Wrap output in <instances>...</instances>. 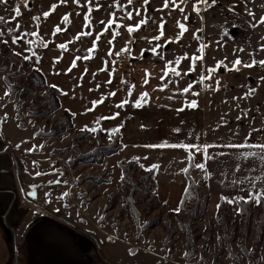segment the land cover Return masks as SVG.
<instances>
[{
    "label": "rangeland",
    "instance_id": "obj_1",
    "mask_svg": "<svg viewBox=\"0 0 264 264\" xmlns=\"http://www.w3.org/2000/svg\"><path fill=\"white\" fill-rule=\"evenodd\" d=\"M244 1L217 0L209 8L203 3L198 6L196 0H175L178 6L169 0L168 7L163 6L165 0H149L147 4L144 0H132L131 4L128 0H79L78 3L75 0L64 3L29 0L20 16L15 15V0L0 3V16L5 18L0 21V31L4 33L0 36V264H264V223L260 235H256L258 207L255 203L251 205L252 214L247 219L237 212L235 203L224 206L221 202L218 209L220 197L225 196L211 197L206 186L201 191L210 196L204 211L196 213L191 227L195 255L185 258V232L181 222L186 220L187 211L179 207V200L186 162L179 175L183 160L176 153L178 149L134 143L132 150L122 147L119 152L104 156L101 162L68 163L71 158L92 150L100 141L109 144L110 133L117 126L122 131V146L123 136L126 142L151 140L188 145L183 151L186 155L192 153L194 164L205 162L204 145L233 140L243 132H253L250 140L256 139V132L252 131L255 129L252 110H241L240 99L214 97L213 106L206 109L199 104L201 94L197 95V84L201 77H205L207 89H217V81L219 89L226 87L225 75L232 68V62L229 66L221 56L212 67L215 71H210V67L207 71L193 67L192 73L197 77L190 78L191 81L182 75L185 69H177L173 64L165 66L155 59L151 61L150 53L149 59L136 56L130 62L127 79L115 72L112 64L116 53L124 46L129 47L132 56L133 49H140L139 46L175 44L194 48L197 40L199 48L205 51L206 36L202 31L197 34V30H203L201 12L225 11L230 15L242 10ZM53 4L57 7L50 11ZM49 11L50 15L44 17L43 13ZM128 13H131L130 18ZM65 14L69 16L68 22L62 19ZM109 20L113 22L109 24ZM141 20L147 23L129 33L127 28L135 27ZM178 22L187 29L179 38ZM212 22L220 26L218 19ZM161 23L163 35L159 40L153 39L160 34ZM237 23L229 27L233 38L246 33L242 44L255 40L253 36L259 31L251 26L252 22L241 18ZM57 26L61 31L55 32ZM32 32L36 35H31ZM81 32L91 35L81 36ZM17 35L22 39L14 44L12 40ZM200 35L204 37L197 39ZM260 38L264 41V37ZM4 40L8 43H3ZM61 44H65L66 49H61ZM10 52L20 53V58ZM24 56L30 57L24 72L8 79L18 90L15 99L8 101L11 89L4 77L20 67ZM85 56L89 59H83ZM141 59L146 63L140 62ZM221 61L227 67L220 66ZM34 67L41 71L46 83L33 85L35 92L24 95L19 103V91ZM151 70L152 77H147ZM51 85H56L60 91L56 93L60 107L52 114L32 113L45 105L32 107ZM184 88L189 91L184 92ZM113 92L115 95H109ZM143 93L149 97L146 103L141 100ZM225 95L228 96V92ZM101 100L103 102L94 104ZM192 100L197 102V108L186 106ZM122 102L124 106L117 107ZM137 102L143 106H133ZM180 108L184 110L179 111ZM65 110L71 112L72 117L64 133L51 137L35 134L37 129L49 130ZM156 111L158 113H154ZM117 112L120 116L115 119H100ZM238 116L249 126L243 132H240ZM229 119L234 123L232 126L225 125ZM85 126L99 127L103 135L98 138L91 131L82 133ZM177 128L179 132L173 131ZM210 150L208 147L206 152ZM245 150L250 156L251 149ZM128 158L139 159L143 167L158 165L154 176L157 186H152L148 194L134 195V198H143L137 204L139 223L128 215L122 200L126 190L119 161ZM201 173L198 168L193 171L196 179H201ZM97 175L109 181L96 183L88 179ZM190 201L186 200L185 204L190 206ZM177 208L179 212L173 211ZM151 220L157 223L141 226ZM168 225L173 234L165 240ZM129 249L135 254H130Z\"/></svg>",
    "mask_w": 264,
    "mask_h": 264
},
{
    "label": "crops",
    "instance_id": "obj_2",
    "mask_svg": "<svg viewBox=\"0 0 264 264\" xmlns=\"http://www.w3.org/2000/svg\"><path fill=\"white\" fill-rule=\"evenodd\" d=\"M198 6H201L200 3ZM246 8L251 9L255 13L256 18L259 19L261 15H264V0H245L243 3V9L237 13L230 12V15L229 12L225 11L201 12L203 17L202 33L206 36L207 43L203 44L205 51H199L200 48L197 40L195 41L196 44L194 45V48H187L175 44H170L164 47L157 44L155 46H150V48H143L139 46L140 49H136L137 47L133 49L134 53L131 56V61L135 60L136 56L143 57L144 59H149L150 53L153 56V58H150L151 61L152 59H155L162 65L167 66L168 64H173L177 66V69H185L183 71V74L180 73L179 75L182 74L187 80H189L190 78L192 79L197 77L192 73V70L190 69H192L193 67H197V69L201 71H207L208 67L213 69V65H215L216 62L220 60L219 56H221V59L228 63L229 66H231V62H233L237 58V56L246 63H250L253 59L257 61L264 60V49H261V45L264 44V41H262L260 38L261 36L264 37V25H258L256 27L259 33L257 31L258 34H256L255 36H253L252 33H249L255 38V40L249 41L248 45H244L241 43L247 36L246 33L244 35L242 34L240 38H233L229 34V27L238 24V19L242 18L246 21L255 23L253 18L251 19V16H249L245 11ZM217 19L220 22V26H215L213 24L214 22H212L216 21ZM229 21H233L234 23H229ZM200 32L197 30V34H199ZM203 37V35H200V37H198L197 39H202ZM154 47L156 48L155 52L151 51V49ZM239 48L243 49V51H238ZM195 56H202V59L194 61L193 57ZM144 59H141L140 62H144ZM239 67L240 71L238 72H227V74L225 75L226 87L223 90L207 89L204 85L207 82H204V80H199L200 84H197V93L201 94L199 104H201L204 109L213 106L214 103L212 101L214 100V97L218 100H221L223 96L232 99L233 97H236L237 99L235 100L240 99L242 101V103H239L241 110H252L251 117L254 119L253 124L255 125V129H257V131H255L256 139L250 140L251 138L253 139V137L249 136V133L246 134L243 132L248 129L249 126L243 119H240V132L243 133L237 135L235 138H233V140H224L212 143L211 150L207 154L211 155L213 159L206 161V169L207 172L210 173V175L206 177V188L211 197H247L249 194H255L257 191L264 189V159L261 158V149L249 147H229V145L233 144H264V80L261 79V77H264V66L256 64L252 68H242V66ZM152 75L153 71L151 70L150 74L147 77H152ZM250 88H254L256 91L253 95L245 98V93ZM225 92H228V96L225 95ZM147 98L149 100V97ZM182 101L183 100H181V102ZM154 113H158V111ZM231 122L232 119H229L225 125L232 126L234 123ZM138 128L143 129L140 127ZM236 129H239V126L237 124ZM250 133L252 134L253 132ZM122 139L123 148L125 150H127L128 148L132 150V145L134 143H139L143 146H146L148 144L162 143L151 140L145 142H137L135 140V142H126L124 136ZM204 139H206L205 136L203 140ZM170 144L173 143L171 142ZM183 148L184 147H175V149H178L176 153L179 154L181 159L183 160L179 167V175L181 166H183V164H185V162L187 161V155L186 153H184L185 151H183ZM165 149H173V147H166ZM245 149H251L250 156ZM242 150H245V152L242 154V156H240L239 153Z\"/></svg>",
    "mask_w": 264,
    "mask_h": 264
},
{
    "label": "trees",
    "instance_id": "obj_3",
    "mask_svg": "<svg viewBox=\"0 0 264 264\" xmlns=\"http://www.w3.org/2000/svg\"><path fill=\"white\" fill-rule=\"evenodd\" d=\"M208 3L210 4L211 2ZM10 53L14 57L20 58V56L16 55L15 52H10ZM26 67H27V62L25 59H22L20 67L16 71L11 72L4 77V81L11 89V94L8 98V101H13L15 99V93L18 91L17 86L9 82L8 80L9 77L24 72ZM45 83H46V79L41 73V71L38 70V68L35 67L32 68L31 72L26 77V82L23 88L19 91V95H20V97L18 98L19 103L22 102V100L24 99L23 98L24 95L35 92L33 85L39 86L41 84L44 85ZM56 93H60L58 88L56 87L53 88L50 86L41 97H39L36 101L32 103V107H35L40 103H45V105L37 107L32 113L52 114L54 111H56L60 107V101L56 97ZM71 117H72V113L65 110L60 117L56 118L53 121L49 130L37 129L35 131V134L42 137H51L58 135L60 133H64L67 127L71 125L70 123ZM96 129L97 131L94 133L99 138L100 136L103 135V131L99 127H96ZM82 133L86 134L89 133V131H83ZM82 133L80 134V136H82ZM110 137H111V142L109 144H104L100 141L92 150L83 154H79L74 158H71L70 160H68V163L75 164L79 162H101L104 156L119 152L123 147L121 143L120 129L116 128L115 130H113L110 133ZM59 164L65 167L63 163H59ZM119 165L121 167L122 175H123V179L122 178L121 179L122 182L124 183V188L126 190L125 194L122 196L123 203L127 207L128 215L131 218H133V220L136 223H139L140 213L137 209V204L141 203L143 201V198L140 197L134 198V195L137 193L148 194L152 191V186H154V188L157 186V182L154 178L156 169L153 171H149L148 169L151 168V166L143 167L139 163V161L134 158L120 160ZM193 165H194V157L191 152H187V161L183 169L187 168L188 171L187 172L182 171L184 178V188L179 200V207L187 211L186 220L184 222H181V228L185 232V242H186L185 258L187 259H190L195 255L193 249L194 237L191 231V227L195 222V215L198 211H200L201 213L204 211L205 203L208 197L210 196L209 194L203 193L201 191V188H203L207 184L206 176L204 175V172L201 173V179H196L195 176L193 175V171L195 170V167H193ZM88 179H92L96 183H103L109 181L103 179L102 175L88 176ZM185 189H188L187 193L185 192ZM235 198H238V196L233 197V199ZM186 200H191L190 206L188 204H185ZM219 200L220 201L218 204L220 206L222 205L221 202H224L225 203L224 206H227L228 203L225 199L220 197ZM254 203H255L254 201L245 203L243 200H240L238 203L235 204L240 210L239 213L242 214V217L247 219L252 214L250 207ZM255 205L256 207H258L257 212L259 216L256 225V235L258 236L260 235L261 232L260 228H262L264 223V200L261 201V204L259 205L255 204ZM156 219H157L156 221H158L159 217H157ZM153 223H157V222L151 220L146 223H143L141 226L149 227ZM167 228H168V233L165 237V240H168L170 238V235L173 234V231L170 229L169 225L167 226Z\"/></svg>",
    "mask_w": 264,
    "mask_h": 264
},
{
    "label": "snow or ice",
    "instance_id": "obj_4",
    "mask_svg": "<svg viewBox=\"0 0 264 264\" xmlns=\"http://www.w3.org/2000/svg\"><path fill=\"white\" fill-rule=\"evenodd\" d=\"M60 2H61V3H64V2H66V0H60ZM75 2L78 3L79 0H75ZM148 2H149V0H144V3H145V4H147ZM181 2H183V0H181ZM0 3H5V4H6V3H7V0H0ZM128 3L131 4V3H132V0H128ZM172 3H173L174 6H178V5L175 4V0H172ZM198 3H203V4L207 5V7L210 8V7H212L215 3H217V0H211V3H210V4L208 3V0H198ZM168 4H169V0H165L163 6H164V7H168ZM25 6H27V0H26V3H25ZM56 7H57V5L53 4V5L51 6V8H50V11H54ZM97 7H99V5H97ZM180 10L183 11V8H181ZM195 10H196L197 12L200 11V9H199L198 7H197ZM229 10H230V11H234V8H230ZM14 11H15V15H16V16H20V15H22V13L20 12V10H19L18 7H17L16 9H14ZM50 11H49V12H44V13H43V16H44V17H48V16L50 15ZM89 11H91V9H89ZM245 11H246V12L248 13V15L251 16V17L253 18V20L255 21V23H253V24L251 25L252 27L255 28V27H257L258 25H264V15H261V16L259 17V19H257L255 13H254L251 9L246 8ZM137 14H139V12H137ZM128 16H129V18H130V17H131V13H128ZM13 19H15V17H13ZM32 19H34V20H38L39 17H33ZM62 19H63L65 22H68V21H69V16H68V14H65V15L62 17ZM185 19H187V17H185ZM201 19H203V17H201ZM4 20H5V18H4L3 16H0V21H4ZM85 20H86V21L89 20V16H88V15L85 16ZM112 22H113V21H111V20L108 21L109 24H111ZM102 23H103V22H102ZM145 23H147L146 20H141L137 25H135V27H131V26H129V27L127 28V30H128L129 33H131V32H133V31H135V30H138V29L140 28L141 24H145ZM178 25H179V27H180V29H181V32L178 34V37H177V38H179V36H182V35H183V32L187 30V29L185 28V26H184L182 23H179V22H178ZM85 27H87V24L85 25ZM163 27H164V25H163V23H161V24H160V34H159L158 36L154 37L153 39H156V40H159V39H160V37L163 35ZM105 30H107V29H105ZM9 31L11 32L12 29L10 28ZM59 31H61V29H60L59 26H57L56 29H55V32H59ZM198 31H202V29H200V30H198ZM30 34H31V35H36L35 32H32V33H30ZM3 35H4V33H3L2 31H0V36H3ZM79 35H81V36H82V35H91V33H90V32H89V33L81 32ZM77 38H79V36H78ZM20 39H22V37L19 36V35H17V36H15V37H13L12 42L15 44V43L17 42V40H20ZM3 43L7 44L8 41H7V40H4ZM45 46H46V45H45ZM59 47H60L61 49H66L67 46H66L65 44H61V45H59ZM261 49H264V44L261 45ZM89 51H91V50H89ZM151 51L155 52V51H156V48H155V47L152 48ZM200 51L202 52V51H203V48H201ZM234 51H236V50H234ZM239 51H243V49H239ZM16 55H20V53H16ZM23 58H24L25 60L30 59V57H28V56H24ZM77 59H80V58H77ZM83 59H89V57H88V56H85V57H83ZM201 59H202V56H195V57H193V60H194V61H196V60H201ZM218 64H219L220 66L227 67V65H224V64H223V61L218 62ZM256 64H259V65H261V66H264V60H259V61H257V60H255V59H253L250 63H246V62H242L241 59L237 56V58L232 62V68L229 69V70H230V71H237V72H238V71H240V67H239V66H243L244 68H252V67L255 66ZM74 66H75V61H73V67H74ZM70 70H71V69H69V71H70ZM101 70H103V69H101ZM190 70H192V69H190ZM215 70H216V69H210V71H215ZM204 78H205V77H201V81H202ZM261 79L264 80V77H261ZM108 83H111V80H109ZM145 83H147V80H145ZM51 87L55 88L56 85H51ZM217 90H219V81H217ZM183 91H184V92H188V91H189V88H184ZM255 91H256V90H255L254 88H250V89L245 93V98L248 97V96L253 95V94L255 93ZM65 94H66V93H65ZM109 95H115V93L113 92V93H110ZM197 95H198V93H197ZM146 97H147V93H143V94H142V97H141V100L143 101V103H146V102H147ZM233 99H237V98H236V97H233ZM101 102H103V101H102V100H101V101H97V102H94V104H95V103H101ZM143 103H141V102H137V103L134 104L133 106H135V107H142V106H143ZM123 106H124V102H122L121 104L117 105V107H123ZM186 106L191 107V108H197V107H198V104H197V102H196L195 100H192V101L189 102ZM178 110H179V111H183L184 109H183V108H180V109H178ZM86 111H92V109H87ZM6 115H7V114H5V118H6ZM118 115H119V113L117 112V113L113 114V115L110 116V117H101L100 119H115ZM244 115H247V113L245 112ZM239 119H241L240 116L237 117V120H239ZM97 122H98V121H97ZM122 126H123V125H121V127H122ZM142 127H143V126H142ZM81 131H91V132H96L97 129L94 128V127L89 129L87 126H85V128H84V129H81ZM173 131L179 132L180 129L177 128V129H174ZM252 131H257V129H253ZM248 135L250 136L251 133H249ZM246 139H247V138H246ZM145 147H157V148L173 147V148H175V147H188V145H179V144H171V145H170V144H168L167 142H162V143H160V144H158V145H146ZM195 147L197 148V150H200L199 146H195ZM208 147H211V146H210V145H204V146H203V148H204V150H205V151H204L205 162H201V163H199V164H194V165H193V167L198 168V169H201V170L204 172V175H205L206 177L210 175V173H208V172H207V169H206V161H207V160H211V159H213V157H212L211 155H208L207 152H206V149H207ZM229 147H233V148H243V147H249V148H260V149H261V154H262V155H261V158L264 159V144H240V145H235V144H233V145H229ZM250 155H251V153H250ZM245 158H246V157H245ZM134 159H137V158H134ZM156 168H158V165H152L151 168H149L148 170H149V171H153V170H155ZM183 171H184V172H187L188 169L185 168V169H183ZM37 175H40V173H37ZM121 178L123 179V175L121 176ZM185 192L187 193V192H188V189H185ZM222 198L225 199V200L227 201V203H230V204H231V203H238L240 200H243L245 203H248V202H250V201H254L255 204L259 205V204H261V201L264 200V189H261L260 191H257L255 194H249L247 198H245V197H238V198H235V199H227V198H224V197H222ZM219 207H220V205L217 204V208H218V209H219ZM179 210H180V209L177 208V209H174L173 211H175V212H179ZM239 211H240V210L237 209V212H239ZM109 239H111V237H110ZM128 251H129L130 254H135V252H134L133 249H129Z\"/></svg>",
    "mask_w": 264,
    "mask_h": 264
},
{
    "label": "built area",
    "instance_id": "obj_5",
    "mask_svg": "<svg viewBox=\"0 0 264 264\" xmlns=\"http://www.w3.org/2000/svg\"><path fill=\"white\" fill-rule=\"evenodd\" d=\"M29 0H27L28 3ZM26 0H15L14 6L19 8L20 11H23L25 6ZM131 62V53L129 47L124 46L121 48L117 53L116 56L112 60V64L114 67L115 72L122 76L123 79L128 78L129 68Z\"/></svg>",
    "mask_w": 264,
    "mask_h": 264
},
{
    "label": "water",
    "instance_id": "obj_6",
    "mask_svg": "<svg viewBox=\"0 0 264 264\" xmlns=\"http://www.w3.org/2000/svg\"><path fill=\"white\" fill-rule=\"evenodd\" d=\"M99 259V258H98Z\"/></svg>",
    "mask_w": 264,
    "mask_h": 264
}]
</instances>
